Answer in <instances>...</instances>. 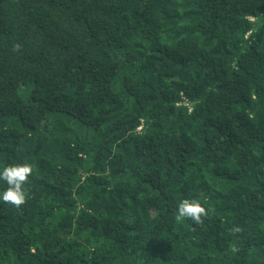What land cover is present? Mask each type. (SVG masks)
I'll return each mask as SVG.
<instances>
[{"label": "trees", "instance_id": "trees-1", "mask_svg": "<svg viewBox=\"0 0 264 264\" xmlns=\"http://www.w3.org/2000/svg\"><path fill=\"white\" fill-rule=\"evenodd\" d=\"M16 164L0 264H264V0H0Z\"/></svg>", "mask_w": 264, "mask_h": 264}, {"label": "clouds", "instance_id": "clouds-1", "mask_svg": "<svg viewBox=\"0 0 264 264\" xmlns=\"http://www.w3.org/2000/svg\"><path fill=\"white\" fill-rule=\"evenodd\" d=\"M21 46L19 44L13 45V51H19ZM32 174V167L29 164H16L7 166L0 173V179L6 181L8 187L3 192L0 199L4 203L11 204L16 208H20L26 203L27 196L24 186L28 183L29 177ZM208 216V210L199 201L184 199L177 209L175 219L183 221L185 219L192 220L195 224H203L204 218ZM232 232H239V227H234Z\"/></svg>", "mask_w": 264, "mask_h": 264}, {"label": "built area", "instance_id": "built-area-1", "mask_svg": "<svg viewBox=\"0 0 264 264\" xmlns=\"http://www.w3.org/2000/svg\"><path fill=\"white\" fill-rule=\"evenodd\" d=\"M251 19H254V17H251Z\"/></svg>", "mask_w": 264, "mask_h": 264}]
</instances>
